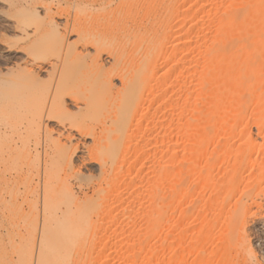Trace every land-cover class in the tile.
<instances>
[{
  "label": "rangeland",
  "instance_id": "obj_1",
  "mask_svg": "<svg viewBox=\"0 0 264 264\" xmlns=\"http://www.w3.org/2000/svg\"><path fill=\"white\" fill-rule=\"evenodd\" d=\"M25 1L17 4L40 12L35 22L46 21L47 7L53 4L62 29L71 34L91 29L105 33L111 49L123 54L128 63H143L152 69L147 82L151 91L145 93L151 101L147 99L148 109L140 110L133 121L139 135L129 139L127 162L113 179L92 167L84 170L81 183H74L79 196H94L93 204L104 201L101 218H113V222L93 227L98 245L87 252L90 264H264V42H250L253 44L247 48L243 41V36L258 30L257 24L264 25V19H257L264 14V0L259 1L262 8L258 0L249 4L245 0H103L108 13L102 24L94 20L96 14L99 17L100 0L91 6L76 0H30V5ZM235 11L246 21L240 29H233L231 35H236L231 37L237 40L229 39L232 48L229 40L227 46L238 50H233L237 52L233 58L236 75L254 67L244 71L251 86L254 84L251 90L223 80L224 84L219 74L215 78L219 70L208 58L211 47L218 44L221 18ZM250 16L260 23H253ZM250 22L256 29L248 26ZM3 27L0 37L7 32ZM63 55L60 50L55 59ZM106 65V69L113 68ZM165 108L168 118L162 115ZM212 114L214 124L208 126ZM28 125L24 122L22 128L27 130ZM4 140L1 138L0 144ZM0 164L3 176L7 167ZM0 185V199H11L5 195L7 185ZM100 187L104 196L95 195ZM6 224L0 215V227ZM102 251L100 258L96 257Z\"/></svg>",
  "mask_w": 264,
  "mask_h": 264
},
{
  "label": "bare ground",
  "instance_id": "obj_2",
  "mask_svg": "<svg viewBox=\"0 0 264 264\" xmlns=\"http://www.w3.org/2000/svg\"><path fill=\"white\" fill-rule=\"evenodd\" d=\"M17 1L0 0V26L7 30L0 37V46L4 48L3 52L0 51V139L5 138L1 143L5 147L0 148V163L7 167V171L4 170L7 173L0 176V183L8 186L5 195L11 198L4 199L3 194L0 199V215L7 220L6 226L0 227V264H90L87 252L95 250L98 245V235L93 227L110 223L113 218L110 215L101 218L104 201L93 204L91 199H95L94 196H79L74 183H81L84 170L92 167L107 178L116 177L117 171L127 162L129 139L139 135L133 128V121L140 110L146 112L145 109H148L146 103L149 97L146 98L145 93L151 91L147 82L153 76L152 69H149L151 66L145 68L143 63H128L123 54L111 49L112 43L105 33L91 29L84 32L74 30L71 34L67 28L62 29L53 4L47 7V20L38 23L35 22L40 18L37 8L29 10L23 3L17 4ZM56 1L59 0H52V3ZM98 1L76 0L79 4L90 6ZM245 1L249 4L251 0ZM25 2L31 3L30 0ZM100 2L99 17L97 14L96 18L95 15L90 16L89 21L95 18L96 23L102 24L107 19L108 11L105 1ZM252 7L255 8L254 5ZM259 7L262 8V3ZM237 12L226 13L227 16L221 18V31L216 40L218 44L211 47L214 49L208 52H211L208 58L212 64H216L215 70L221 73H215V78L219 74L218 79L221 76L222 81L235 84L238 89L251 90L249 87L254 84L251 86V78L245 77L248 75L244 71L254 67L241 68L243 71H238V75L233 71V58L238 50L235 47L231 49L230 43L237 40L233 38L236 34H231L233 29L242 27L243 20L246 21L241 17L243 14ZM257 14L253 15L254 18ZM257 19L263 20L264 14ZM253 23L260 22L255 20ZM250 24L248 26L251 27ZM255 25L251 28L256 29ZM257 28L256 32L244 33L243 41L247 43V48L253 43L264 42V25L257 24ZM9 36L12 37L10 40L16 39V43L7 39ZM231 38L233 40H229ZM228 40L231 48L227 46ZM60 50L64 52L63 57L55 59ZM208 58L206 61L210 62ZM106 63L113 68L109 70L110 66L107 70ZM220 81L217 82L221 84ZM216 95L214 97L217 98ZM162 111L163 117L168 118L169 111L166 108ZM213 115L210 120L214 118ZM206 118L208 122L209 118ZM214 119L209 121V125L204 119L207 130L210 131L208 126L212 125ZM24 122L29 124L27 130L22 128ZM155 136L161 138L159 134ZM19 166L22 167L20 170ZM15 168L18 171L14 172ZM103 192L100 187L95 195L102 196ZM101 254L103 251L96 257L100 258Z\"/></svg>",
  "mask_w": 264,
  "mask_h": 264
}]
</instances>
